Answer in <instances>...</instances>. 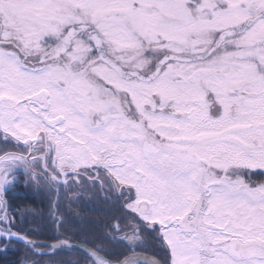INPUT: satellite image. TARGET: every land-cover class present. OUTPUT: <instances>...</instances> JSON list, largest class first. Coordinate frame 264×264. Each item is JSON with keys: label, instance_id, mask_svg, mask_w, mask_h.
Here are the masks:
<instances>
[{"label": "snow or ice", "instance_id": "obj_1", "mask_svg": "<svg viewBox=\"0 0 264 264\" xmlns=\"http://www.w3.org/2000/svg\"><path fill=\"white\" fill-rule=\"evenodd\" d=\"M0 264H264V0H0Z\"/></svg>", "mask_w": 264, "mask_h": 264}, {"label": "flooded vegetation", "instance_id": "obj_2", "mask_svg": "<svg viewBox=\"0 0 264 264\" xmlns=\"http://www.w3.org/2000/svg\"><path fill=\"white\" fill-rule=\"evenodd\" d=\"M86 215H87L88 217H96V216L99 215V213H97V212H95V211H93V210H91V209H88L87 212H86Z\"/></svg>", "mask_w": 264, "mask_h": 264}, {"label": "trees", "instance_id": "obj_3", "mask_svg": "<svg viewBox=\"0 0 264 264\" xmlns=\"http://www.w3.org/2000/svg\"><path fill=\"white\" fill-rule=\"evenodd\" d=\"M15 257H13V256H9V257H7V259L8 260H12V259H14Z\"/></svg>", "mask_w": 264, "mask_h": 264}]
</instances>
